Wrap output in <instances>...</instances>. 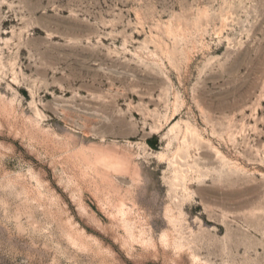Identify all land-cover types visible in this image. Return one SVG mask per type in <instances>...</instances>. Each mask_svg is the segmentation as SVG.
Masks as SVG:
<instances>
[{
	"label": "rangeland",
	"instance_id": "obj_1",
	"mask_svg": "<svg viewBox=\"0 0 264 264\" xmlns=\"http://www.w3.org/2000/svg\"><path fill=\"white\" fill-rule=\"evenodd\" d=\"M0 264H264V0H0Z\"/></svg>",
	"mask_w": 264,
	"mask_h": 264
}]
</instances>
